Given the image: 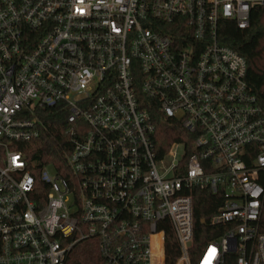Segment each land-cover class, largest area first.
<instances>
[{"label":"built area","instance_id":"built-area-1","mask_svg":"<svg viewBox=\"0 0 264 264\" xmlns=\"http://www.w3.org/2000/svg\"><path fill=\"white\" fill-rule=\"evenodd\" d=\"M262 5L0 0V264H65L87 238L102 264H168L170 229L172 264H264V107L219 37ZM45 111L65 117L70 177L46 166L40 189L18 146ZM152 111L188 143L159 153ZM196 190L219 201L199 249Z\"/></svg>","mask_w":264,"mask_h":264},{"label":"trees","instance_id":"trees-1","mask_svg":"<svg viewBox=\"0 0 264 264\" xmlns=\"http://www.w3.org/2000/svg\"><path fill=\"white\" fill-rule=\"evenodd\" d=\"M219 37L224 45L232 48L243 56L248 65L247 83L264 107V5L256 7L251 12L250 27L239 29L232 21H220ZM155 130L151 134L152 142L159 153H163L174 142L188 143L190 136L181 123L172 118L151 112ZM40 134L38 138L21 143L18 149L23 151L28 161L31 174L36 178L37 185L45 187L40 182V173L48 165H53L63 177H70L66 156L71 150L68 136L65 134V117L52 111L41 113ZM259 182L264 188V171ZM45 189V188H44ZM219 206L218 198L206 191H195V239L199 249L209 238L204 236L208 228L202 221L212 216ZM260 230L264 232V199L262 202ZM179 255L178 243L173 230L167 231L166 260L168 264L176 261ZM193 262L195 258H192ZM65 264H102L97 243L87 238L78 241L68 252Z\"/></svg>","mask_w":264,"mask_h":264},{"label":"rangeland","instance_id":"rangeland-1","mask_svg":"<svg viewBox=\"0 0 264 264\" xmlns=\"http://www.w3.org/2000/svg\"><path fill=\"white\" fill-rule=\"evenodd\" d=\"M177 153L181 156L182 154H183V148L182 147H179L178 149H177ZM48 166H50V165H48ZM53 166V165H52Z\"/></svg>","mask_w":264,"mask_h":264}]
</instances>
